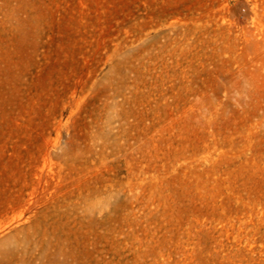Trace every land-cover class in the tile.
I'll return each instance as SVG.
<instances>
[{
    "label": "rangeland",
    "instance_id": "1",
    "mask_svg": "<svg viewBox=\"0 0 264 264\" xmlns=\"http://www.w3.org/2000/svg\"><path fill=\"white\" fill-rule=\"evenodd\" d=\"M0 264H264V0H0Z\"/></svg>",
    "mask_w": 264,
    "mask_h": 264
}]
</instances>
